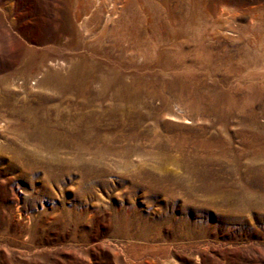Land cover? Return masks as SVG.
<instances>
[{
	"label": "rangeland",
	"instance_id": "374dc122",
	"mask_svg": "<svg viewBox=\"0 0 264 264\" xmlns=\"http://www.w3.org/2000/svg\"><path fill=\"white\" fill-rule=\"evenodd\" d=\"M0 264H264V0H0Z\"/></svg>",
	"mask_w": 264,
	"mask_h": 264
}]
</instances>
